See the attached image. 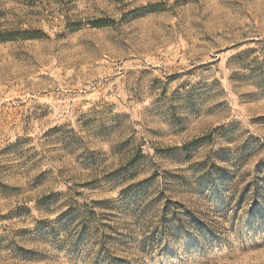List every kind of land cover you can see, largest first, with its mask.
Listing matches in <instances>:
<instances>
[{"label":"rangeland","instance_id":"374dc122","mask_svg":"<svg viewBox=\"0 0 264 264\" xmlns=\"http://www.w3.org/2000/svg\"><path fill=\"white\" fill-rule=\"evenodd\" d=\"M0 264H264V0H0Z\"/></svg>","mask_w":264,"mask_h":264}]
</instances>
